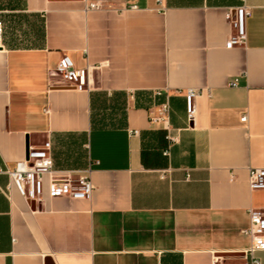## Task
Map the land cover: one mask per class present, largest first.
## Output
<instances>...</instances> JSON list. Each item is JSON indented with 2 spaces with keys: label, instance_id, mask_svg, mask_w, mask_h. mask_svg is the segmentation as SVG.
<instances>
[{
  "label": "crops",
  "instance_id": "crops-1",
  "mask_svg": "<svg viewBox=\"0 0 264 264\" xmlns=\"http://www.w3.org/2000/svg\"><path fill=\"white\" fill-rule=\"evenodd\" d=\"M93 1L0 0V169L50 141L55 170L91 168L95 187L53 198L45 176L29 202L0 172V264H245L249 209L264 210L248 182L264 169V0ZM243 4L247 44L229 49ZM64 55L89 90L63 86ZM189 88L206 89L195 124ZM167 97L169 129L149 112Z\"/></svg>",
  "mask_w": 264,
  "mask_h": 264
},
{
  "label": "built area",
  "instance_id": "built-area-1",
  "mask_svg": "<svg viewBox=\"0 0 264 264\" xmlns=\"http://www.w3.org/2000/svg\"><path fill=\"white\" fill-rule=\"evenodd\" d=\"M47 2L67 1V0H46ZM87 3V9H101L103 4L100 1L89 2L88 0H77ZM129 8L137 9V5ZM165 11V8H161ZM252 14V8L243 4L236 8L229 9L226 19L231 26V34L227 42V48L232 49L237 46H245L248 40L247 23ZM4 25L0 21V41L3 35ZM55 73L60 76L63 86L76 89L78 91L89 90L90 70L77 69L72 59L64 55L56 68ZM231 87H238V81L230 83ZM206 89L189 88L179 90L183 93L186 101L187 121L195 124L197 119V101L203 97ZM208 92L210 93L209 89ZM164 92L156 90L153 92V99L162 97ZM150 120L152 123H162L166 129L170 127L171 105L169 97L165 102L156 103L149 107ZM247 116L242 117V122L246 123ZM139 131H132L130 134L139 135ZM171 141L172 138H169ZM169 156V152H164ZM0 172L7 173L21 195L29 202L41 200L44 191V177L49 178V194L51 197H69L71 199L91 200L95 187L92 182V169H88L78 176L75 171H64L58 173L54 168V160L51 153V142H46L42 147L29 146L26 158L17 163L15 169ZM249 187L251 191L264 190V169L254 168L249 173ZM250 224L243 230V233L251 238V246L244 251L245 264H261L257 253L264 251V210L249 209ZM217 259H215L216 261Z\"/></svg>",
  "mask_w": 264,
  "mask_h": 264
}]
</instances>
